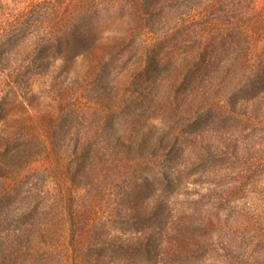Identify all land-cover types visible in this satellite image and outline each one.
<instances>
[{
	"label": "rangeland",
	"instance_id": "374dc122",
	"mask_svg": "<svg viewBox=\"0 0 264 264\" xmlns=\"http://www.w3.org/2000/svg\"><path fill=\"white\" fill-rule=\"evenodd\" d=\"M142 6L105 57L133 16L52 52L51 9L0 2V264H227L260 197L233 186L264 184V0Z\"/></svg>",
	"mask_w": 264,
	"mask_h": 264
},
{
	"label": "trees",
	"instance_id": "16d2710c",
	"mask_svg": "<svg viewBox=\"0 0 264 264\" xmlns=\"http://www.w3.org/2000/svg\"><path fill=\"white\" fill-rule=\"evenodd\" d=\"M180 0H0V2H24L30 11H37L36 9L48 8L52 10V16L54 13L59 12L61 2H83L80 4H74V8L77 10L78 16L76 19L71 21L58 20L55 16L52 17V22L49 25H52L51 38L50 42H47L42 49H46L48 46L52 47L53 51H62V47L69 44H74L76 49H85L89 47L88 38H84V33L86 30L91 32L93 28V23L101 17L102 14H108L114 18L122 17L125 15L133 16L137 21L132 22V28L124 27L126 21L122 20L120 25L124 28L118 33L119 35L114 36L113 42L110 46L104 51L105 57L107 55L115 56L116 54L132 51L131 46L134 39L140 35L142 32L139 28L143 27V24L147 25V22L150 19H153L155 16L154 11H146L142 6L146 2H179ZM119 2H124L123 4ZM143 2V4L141 3ZM39 11V10H38ZM113 20L109 28L105 30H120L119 25ZM16 29L18 35H24L29 32L34 26H42L43 22H25L19 23ZM131 24V25H132ZM13 24H10V26ZM16 25V24H14ZM101 25V24H100ZM103 25V24H102ZM103 28V29H104ZM102 29V28H101ZM101 31V30H99ZM8 37L10 40L17 37V34H13V30L9 31ZM9 42V41H8ZM101 63L105 61L104 57L101 59ZM261 173H264V168L259 170ZM254 172L250 179H255ZM263 183L259 180H254L252 184H248L249 188L238 186L235 184L233 187L236 190H245L249 194H253V188L258 196L257 199L259 202H256V206L253 209V206L249 208L248 212L252 211L250 216H243V220L240 218H234L239 222L237 229H232V239L229 241L228 247L226 249L227 264H264V187ZM260 186H262L261 191L258 192ZM242 187V188H241ZM234 194L235 192H231ZM262 195V197H261ZM221 201L222 198L220 197ZM246 212V213H248ZM245 213V214H246ZM235 217V216H234ZM242 217V216H240ZM230 234V232H229Z\"/></svg>",
	"mask_w": 264,
	"mask_h": 264
}]
</instances>
